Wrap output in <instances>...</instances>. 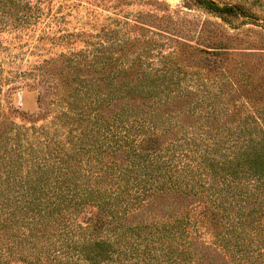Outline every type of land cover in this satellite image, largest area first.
Wrapping results in <instances>:
<instances>
[{"label":"trees","instance_id":"trees-1","mask_svg":"<svg viewBox=\"0 0 264 264\" xmlns=\"http://www.w3.org/2000/svg\"><path fill=\"white\" fill-rule=\"evenodd\" d=\"M68 1L0 0V118L3 87L10 99L27 74L55 88L43 79L55 62L73 88L72 100L56 95L64 107L50 121L68 150L47 142L25 167L7 146L15 124L0 119V264H264V77L252 101L227 109L222 89L179 87L173 53L129 61L106 29L93 44L65 28ZM24 46L44 56L17 70ZM37 102L42 111V92ZM242 112L245 125L230 126Z\"/></svg>","mask_w":264,"mask_h":264},{"label":"rangeland","instance_id":"rangeland-1","mask_svg":"<svg viewBox=\"0 0 264 264\" xmlns=\"http://www.w3.org/2000/svg\"><path fill=\"white\" fill-rule=\"evenodd\" d=\"M207 1L220 8L234 7L235 10L230 13L217 11L215 8L208 9L202 4V0H69L73 7L67 16L65 28L93 34L88 38L93 44L101 40V37H96L101 35L100 29H106L111 36L109 43L117 47L123 45L129 61H137L138 56H141V60L144 58L147 65L155 66L157 54L173 53V59L176 61L174 76L179 81L180 88H199L200 93H203L202 90L219 92L222 89L225 91L223 106L232 109L233 104L240 106L245 96L252 101L253 96L260 92L258 83L262 80L260 78L264 77V0ZM126 20L128 23H125ZM75 46L80 48L86 45L80 40L76 41ZM143 48H148V52L143 54ZM56 50L57 48L53 49ZM22 51V63L16 67L17 70L34 65L44 56L30 54L26 46ZM13 52L17 50L14 49ZM212 52L221 55V65H210L209 54ZM43 72V79L48 84H51L50 81L54 82L55 88H49L46 82L39 83L42 80L38 76L26 74L20 81H15L19 88L10 99L5 93L6 85L1 97L5 118L0 119H5L7 123L9 121L8 125L13 122L16 127L15 131L7 135L8 149L12 154L19 152L16 148L23 150L22 159L19 161H26L22 162L25 167L33 163V158L27 154L36 157L40 150L45 149L47 142L55 143L59 152L72 146L68 143L67 130L55 129L50 122L60 108L64 107L62 102L57 103L56 95L72 100L71 72L59 65V62H55L50 68L46 67ZM248 72L252 74V81L255 82L254 87L247 85L248 90L245 91L239 82ZM6 74L10 80V74ZM228 76L238 81L239 95L229 92L232 90L230 84L225 85ZM64 80L70 86L67 87L63 83ZM39 92L43 93L42 111H39L37 102ZM197 108V111L201 112V107ZM245 115L242 112L235 117L230 126H244ZM45 129L49 132L51 140L44 136ZM17 130L20 137L13 140ZM100 140L106 143V139H98L93 145ZM15 146L16 148H13ZM204 237L205 240L210 239L208 234Z\"/></svg>","mask_w":264,"mask_h":264}]
</instances>
